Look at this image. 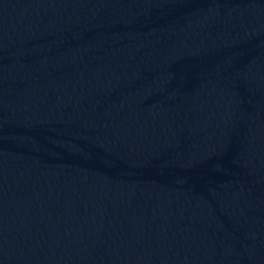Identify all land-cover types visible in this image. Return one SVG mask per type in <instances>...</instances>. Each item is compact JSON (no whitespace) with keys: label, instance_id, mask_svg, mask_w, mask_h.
<instances>
[{"label":"water","instance_id":"obj_1","mask_svg":"<svg viewBox=\"0 0 264 264\" xmlns=\"http://www.w3.org/2000/svg\"><path fill=\"white\" fill-rule=\"evenodd\" d=\"M0 264H264V0H0Z\"/></svg>","mask_w":264,"mask_h":264}]
</instances>
